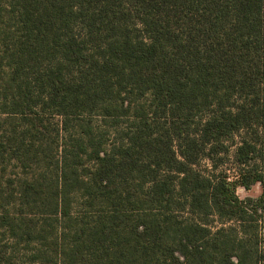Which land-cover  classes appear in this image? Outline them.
<instances>
[{"label": "trees", "instance_id": "1", "mask_svg": "<svg viewBox=\"0 0 264 264\" xmlns=\"http://www.w3.org/2000/svg\"><path fill=\"white\" fill-rule=\"evenodd\" d=\"M0 264H264V0H0Z\"/></svg>", "mask_w": 264, "mask_h": 264}, {"label": "rangeland", "instance_id": "2", "mask_svg": "<svg viewBox=\"0 0 264 264\" xmlns=\"http://www.w3.org/2000/svg\"><path fill=\"white\" fill-rule=\"evenodd\" d=\"M57 119H59V117H55L54 120L56 121ZM12 164H14V162H12ZM8 165L6 168V172L5 173H10L11 171H13V169L16 170V172H19V169L14 166V165ZM202 167H210V162L208 160H202L201 161ZM260 192V184L259 183H255L251 186L250 189L248 190H244L242 187H238L237 189V194L239 197L243 198L245 196H251V197H256ZM19 249H21V247H19ZM23 257V256H22Z\"/></svg>", "mask_w": 264, "mask_h": 264}]
</instances>
